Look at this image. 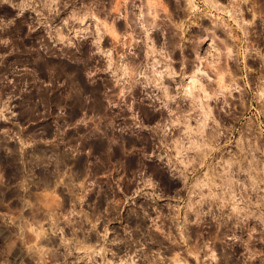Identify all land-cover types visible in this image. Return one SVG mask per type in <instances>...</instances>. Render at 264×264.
<instances>
[{"label":"clouds","instance_id":"obj_1","mask_svg":"<svg viewBox=\"0 0 264 264\" xmlns=\"http://www.w3.org/2000/svg\"><path fill=\"white\" fill-rule=\"evenodd\" d=\"M0 264H264V0H0Z\"/></svg>","mask_w":264,"mask_h":264}]
</instances>
